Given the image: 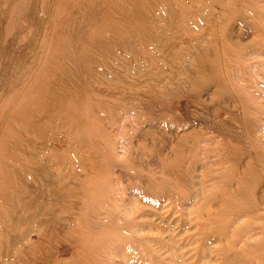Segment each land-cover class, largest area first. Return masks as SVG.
<instances>
[{
    "label": "rangeland",
    "instance_id": "1",
    "mask_svg": "<svg viewBox=\"0 0 264 264\" xmlns=\"http://www.w3.org/2000/svg\"><path fill=\"white\" fill-rule=\"evenodd\" d=\"M136 1L0 0V146L4 151L3 162H0V184H7L1 182V176L5 175L2 164H5L8 157L9 140L14 132L24 140V150L27 151V130L23 131L22 126L28 115L26 108L29 101L36 103L41 98L59 94L56 100L59 101L57 104H60L61 110L65 104L77 105L80 101L82 107L78 112L83 111L92 129H95L88 136L90 140L86 141L98 147L101 146L99 138H106L107 131L112 137L113 132H109L111 128H107L109 125H113L114 132L119 131L117 117L124 113L128 120L120 130L127 143L125 154L128 153L131 159L127 162L124 154L125 156L116 159L117 163L122 162L120 166H105L103 177L113 192L109 204L116 210L129 214L135 210L143 211V214L153 211V219L141 218L140 221H143L142 224L146 222V235L161 237L159 239L163 249L158 252L149 251L147 258L141 259L137 244L130 237L115 236V242L110 244L108 242H112L109 240L112 237L104 236L97 239V243L94 242V255H87L86 251L80 252L75 256L76 261L84 259L86 263H92L90 259L93 258L94 264H98V259L102 263V255L97 252L105 249L109 257H104V263L107 260V264H264V192L254 193L250 190L241 194L236 190H228L226 184H235L236 175L230 177L226 170V176H220L232 157L234 144H218V137L205 134L200 131L199 124L193 123L185 126V133L189 132L191 135L187 142L179 140L180 135L184 134V127L171 118L173 115H182L183 98L177 97L179 100L174 98L171 101L177 100L168 102L162 96L156 97L154 91L152 96L151 86L145 83L156 72L155 68L162 71L161 75L155 77L157 80L166 77L178 82L191 81L188 88L196 85L201 89L200 100L202 99L206 108L221 112V117L227 119L232 128L239 126L247 131L245 122L252 120L253 116L247 115L246 106L240 107L227 102L231 91L223 86L225 76L222 73L237 72L239 70L236 67L240 65L242 72L244 70L247 73L248 80H256L253 67L257 64L264 67V54L252 55L253 48L249 44L256 41L257 34L247 25L238 30V22L225 26L222 19L215 24L217 34L202 39L205 43L192 40V50H187L186 43L180 42L181 38L187 40V35L184 34L173 38L168 45L160 41L149 45L141 39L140 34H133L130 48L120 46L125 49L120 58L125 63L134 59L131 66L143 68L144 73L138 78L128 75L127 70H122L125 79L129 80L125 83L123 78H117L116 81L114 69V78L104 75V55L109 54L112 48L113 52L117 51V47L112 46L115 27L113 29L111 13L134 16L136 9L130 4ZM187 1L174 0V3L178 6ZM153 2L148 8L158 9V0ZM192 5L198 4L195 1ZM180 15H176V22L181 26L183 19L178 17ZM249 20H254L251 15ZM103 22L107 26L105 31L102 30ZM128 25L129 22H126L121 29L122 34L127 31ZM157 28L158 24L155 23L153 30L157 31ZM227 32H230L228 36ZM198 33H204L203 29H199L197 33L189 32L191 36ZM124 39L130 42L128 36L122 38ZM208 41L211 43L207 44ZM88 57L91 59L88 60ZM97 58L100 60L95 61ZM101 63L102 67L99 66ZM85 71L88 76L84 75ZM103 76L111 80H103ZM262 86L258 82L256 89L249 90L259 96L248 99L253 104L252 108L260 106L264 109V99L260 93ZM145 90L150 91L145 97L125 102V99L131 98L124 96L130 93L138 96L140 91ZM51 114H55V111ZM57 114L56 112L53 119L54 127H43L41 144L47 146V149L50 144L66 145L67 142L68 128L65 129V122L71 115ZM254 115L262 116L258 111ZM150 117L160 118L157 127H147V119ZM49 120L47 118L46 121ZM14 121H18L20 129L13 127ZM260 125L264 131V121ZM206 136H211L213 140L203 143ZM237 142L240 143L239 140ZM224 150L229 152L222 161L219 155ZM49 152L51 167L56 168V159L62 151L58 149ZM164 154H169L167 161L163 159ZM242 159L246 161L247 155ZM97 161L100 162L98 159ZM170 169L177 172L167 177L161 174V170ZM57 170L51 169L55 173ZM146 176L151 177V181L155 179L156 186L164 189L157 192L151 183L143 184V177ZM250 183L252 184L251 180L246 182L248 185ZM167 186L172 194H168ZM197 188H201V191L196 193ZM93 199L87 196L88 202H93ZM167 200L175 208L164 207V204H168ZM158 215L160 218H156ZM158 221L161 223H157ZM147 224L159 230L166 228L168 232H150ZM28 228V223L24 222L19 228L10 230L12 235L24 239L12 248L7 246L8 237L0 236V246L4 249H0V264L7 263V260L14 262L13 255L20 251L21 245L28 241H38ZM73 249L76 247H72ZM72 250L66 249L67 256ZM7 254L12 260L7 259Z\"/></svg>",
    "mask_w": 264,
    "mask_h": 264
},
{
    "label": "bare ground",
    "instance_id": "2",
    "mask_svg": "<svg viewBox=\"0 0 264 264\" xmlns=\"http://www.w3.org/2000/svg\"><path fill=\"white\" fill-rule=\"evenodd\" d=\"M188 1L178 5L179 8L177 9L178 6L175 5L174 0H158L157 5L160 7L151 9L148 7L154 4L153 0H137L136 3L130 4L136 9L134 16L112 12L113 29L115 27L112 46H116L117 51L113 52L114 48H112L109 54L104 55V64L106 66L104 75L114 78L112 71L114 69L116 81H118L117 78L119 80L123 78L126 83L129 79H125L122 70H127L128 75L141 78L144 69L132 67L130 63L134 59L131 61L127 60V63H125L120 58L123 50H125L124 47L120 46L126 45L127 48H130V44L133 42V34L136 36L140 34L141 39L147 44L149 43V45H155L159 41L168 45L172 43L173 38L184 34L187 35V40H181V38L180 42L186 43L187 50H192L194 49L192 40L195 42L200 40V44L202 42L205 43L206 41L202 39L216 35L215 24L222 19L225 22V26L228 27L238 22L240 25L238 30H242L244 25H247L251 31L257 34L256 41L249 44L253 48L252 55L264 54V0ZM195 1L198 4L197 6L192 5ZM122 2L127 3L128 0H122ZM179 14L181 15L178 17L183 19L181 26L179 25L180 23L176 22V15ZM249 15L252 16L253 21L249 20ZM126 22H129L130 25H128L127 31L125 30V33L122 34L121 29L126 25ZM155 23L158 24L157 31L153 30ZM106 28L107 26L103 22L102 30L105 31ZM199 29H203L204 33L192 36L189 34L191 31H196L197 33ZM230 32H227L226 35L228 36ZM127 36L130 38V42L126 39L122 40L123 37L126 38ZM209 43L211 42L208 41L207 44ZM90 59L88 57V60ZM99 60L100 58H97L95 61ZM99 66L102 67L103 63L99 64ZM236 68L239 71L230 72L231 74L222 73L225 76L223 86L228 91H231V95L227 97V102L240 107L246 106L247 115L253 116L252 120L248 119L245 122L247 131L239 126L236 129L232 128L229 121L221 117V112L206 108L207 106L204 105L202 99L200 100L201 89L196 85L188 88L187 85L191 81L178 82L174 78L166 77L157 80L155 77L161 75L162 71L155 68L156 72L145 83L151 86L152 96V91H154L156 97L162 96L168 99V102L177 97L179 99L183 98L184 105L181 106L183 111L180 112L182 115L179 117L173 115L171 118L173 121L179 122L178 125L181 124V127H184L182 128V133L184 134L180 135L179 140L184 143L187 142L188 136L191 135L188 134L189 132L185 133V126L188 123H193L194 125L199 124L201 126L200 131H204L205 134L218 137V144L227 142L234 144L235 148L233 147L232 157L227 161L228 165L225 166L220 176H226L227 170L230 177L236 175L237 181L235 184L231 182L226 184V189L236 190V192L241 194L250 190L254 193L257 191L263 193L264 131L260 123L264 121V109L260 106L252 108L253 104L248 99L252 96L259 97L255 93L249 92V90L257 88L258 82L263 85L260 93L263 96L261 98L264 99V75L261 74L264 73V67L261 64L253 67V76L256 80H248L247 73L244 70L242 72L240 65ZM84 75L88 76V72L85 71ZM228 75L229 77L227 78L226 76ZM105 76H103V80H111V78H106ZM232 76L234 80H231L233 79ZM194 88L196 89L192 90ZM150 91H140L138 96L130 93L124 96L131 98L125 99V102L137 101L148 95ZM58 96L59 94L50 95L45 99L41 98L36 103L28 102L26 108L28 115L26 116L25 125L22 126L23 131L27 130V151L24 150V140H21L16 132L11 135L9 140L10 151L7 153L8 157L5 159V164H2L5 175L1 176V182H7V184H0V236L8 237L7 246L11 248L14 245H18L20 240H22V243L23 237L12 235L10 230L16 229V227L19 228L24 222H27L30 233L35 234V238L37 237L38 241L36 243L28 241V243L21 245L19 247L20 251L13 255L14 262L7 260L5 264H77V262L80 264H94L93 258L90 259L92 263L89 261H87L89 263H86L83 261L84 259L76 261L77 258L75 256L84 251L88 252L87 255H94V242L104 236L112 237L109 239L112 242H108L110 244L115 242L113 240L115 236L130 237V240L137 244V251L138 254H141V259L147 258V252L149 251H161L163 249L159 239L161 237L146 235L144 233L146 222L144 221L145 223L142 224L143 221H140L141 218L153 219L155 215L153 211L144 212L145 214H143V211L135 210L132 214H129L126 211L116 210L115 207L109 204V201H112L110 195L113 192L106 178L103 177L105 166L107 164L120 166L122 163H117L116 159L121 158L126 153L127 143L120 129L124 128V123L128 119L124 117V113L117 117V122L120 124L119 131L117 133L114 132L113 125H109L107 128H111L109 132H113V138L109 135L107 129V137L99 138V145L101 146L98 147L91 144L90 141H86L95 129H92L83 111L78 112L82 107L81 102L79 101L77 105L74 103L65 104L63 110H61L59 108L60 104H57L59 101L56 100ZM52 111H55V114H51ZM257 111L262 115L261 117H255L254 112ZM56 112L60 116L63 113L71 115L65 122V129L68 128L67 142L66 145H57L58 147L55 144H50L48 145L49 149H47V146L41 144L44 135L43 127L44 125L54 127L55 120L53 119L56 116ZM47 118L50 120L46 121ZM159 119L150 117L147 119L149 123L147 127L149 125L157 127ZM56 123L59 126L58 120ZM13 127L21 128L18 125V121L13 122ZM114 133H116L115 136ZM140 135H143V133H140ZM78 136L81 137L79 138ZM212 140L211 136H206L203 139V143L211 142ZM238 140L240 143L237 142ZM58 149L62 153L56 159L57 167L52 168L49 150L58 151ZM228 152L224 150L219 155L222 161L226 159ZM245 154L247 155L246 161L242 159ZM168 155H163L164 161L169 159ZM3 157V147L0 146L1 163L3 162ZM125 158H127V162L131 159L128 153ZM97 159L100 160L99 163ZM165 168L166 166L163 167V169ZM51 169H58L57 173L51 171ZM176 172L174 169L161 170V174L166 177ZM143 178V184L151 183L152 188L155 189L154 191L161 192L164 189L156 186L155 179L151 181V177L148 176ZM184 179L186 180L185 176ZM248 180H251L252 184H246ZM143 184L141 181V185ZM183 185L185 186L186 184L184 183ZM166 188L168 194H172L170 188L168 186ZM199 191H201V188L196 189V193ZM87 196L93 197V202H88ZM168 200V204H164V207L175 208V205ZM156 218H160V216ZM157 223H161V221ZM147 228L150 232L156 230L158 234L168 232L166 228L159 230L150 224ZM83 239L85 240L84 242L82 241ZM204 246L205 243L202 244L203 251ZM72 247H76V249L72 250ZM0 249L4 250L1 246ZM66 249L72 250V253L68 256ZM2 250L0 259H2ZM164 251L165 253L167 252L166 250ZM106 252L105 249H100L97 252L102 255V263L98 259V264H107V260L104 263V260L108 257ZM174 252L172 251V253ZM104 257L106 258L104 259ZM7 259L12 260L8 254Z\"/></svg>",
    "mask_w": 264,
    "mask_h": 264
}]
</instances>
